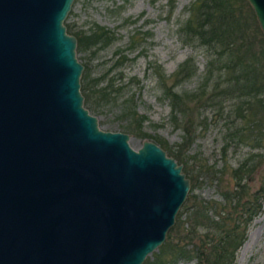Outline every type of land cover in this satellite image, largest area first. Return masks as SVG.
<instances>
[{"label":"water","instance_id":"water-1","mask_svg":"<svg viewBox=\"0 0 264 264\" xmlns=\"http://www.w3.org/2000/svg\"><path fill=\"white\" fill-rule=\"evenodd\" d=\"M264 34V0H247ZM75 0H0V264H144L191 182L84 107Z\"/></svg>","mask_w":264,"mask_h":264},{"label":"rangeland","instance_id":"rangeland-1","mask_svg":"<svg viewBox=\"0 0 264 264\" xmlns=\"http://www.w3.org/2000/svg\"><path fill=\"white\" fill-rule=\"evenodd\" d=\"M195 1L75 0L65 25L69 34L82 40L77 58L87 68L81 79L87 96L84 107L98 119L102 131L129 134L130 145L135 150L142 148L145 141L153 142L164 147L183 167L191 188L177 217L181 228L176 241L182 240L180 247L187 243L183 238L193 223V206L205 204L209 217H214L216 222L225 219L227 226L232 227L243 212L240 206L249 202L254 208L253 203L257 202L260 210L249 223L245 242L235 253L234 264H264V110L257 104L247 105V98L224 93L213 98L219 92L233 90L234 84L225 85L219 91L215 88L225 79L237 76L232 62L247 53L227 55L221 60L190 39L183 27ZM233 3L243 30L236 43L244 50L252 46L247 59L258 58L264 74V34L256 15L247 0H233ZM95 27L114 33L113 42L105 45L95 39L85 41ZM120 57L126 62L119 63ZM189 59L194 60L197 73L178 83L174 91L178 95H194L206 87L205 101L180 105L179 111L173 114L164 86L171 89L175 85L172 76ZM230 62L228 70L220 72ZM164 77L169 79L165 85ZM108 82H114V88L120 92L105 103L98 92ZM90 87L94 90L93 96L88 92ZM130 114L136 115L128 119ZM250 158L255 159L257 167L242 182L248 193L238 206V201L226 195L232 197L238 192L232 172ZM203 165L211 173H201ZM217 214L220 216H214ZM259 218L262 221L254 225ZM244 219L241 218L242 223ZM205 234L199 229V240L195 238L188 248L194 250L192 259L179 260L176 264H198L196 254L204 253L213 259L221 253L216 247L221 233L211 230L207 233L209 236ZM251 234L253 239L245 249ZM160 248L144 264H160Z\"/></svg>","mask_w":264,"mask_h":264},{"label":"trees","instance_id":"trees-1","mask_svg":"<svg viewBox=\"0 0 264 264\" xmlns=\"http://www.w3.org/2000/svg\"><path fill=\"white\" fill-rule=\"evenodd\" d=\"M189 11L190 18L185 23L183 32L188 35L190 39L198 42L199 47L205 49L206 51H212L211 55H216L217 58L220 57L221 60H224L227 55L235 56L240 52H242L243 54L247 53L242 56L237 55L238 57H236V61L232 62L237 76L231 79H225V82L218 83L215 88V90L219 91V89H222V87L225 85L231 87L234 84L233 90H230L231 92L229 90L219 92L217 95L215 94V97L213 98L222 97L223 93L227 94L228 96H236L240 99L247 98L249 99L247 101V105H250L252 107L253 104H257L260 109L264 110V74H262L261 70L262 64L258 58L247 59L248 54L252 52V50L250 49L252 48V46H249L247 50H244V48L241 49V47H239L236 43V41H238L237 37L242 34L243 30L239 18L235 13L233 0H197L190 6ZM74 36L78 40L79 49L81 47L82 40L79 36ZM114 38V33L110 32L109 30L95 27L94 30H92V32L89 34V36L85 38V41H91L95 39L96 42L103 41L106 43L105 45H107L113 42ZM122 58L121 60H119V63L123 64L124 62H126V60ZM226 64L228 65H226L225 68L220 69V72L225 73L230 67L229 64H231V62ZM86 69L87 68L84 65V72L86 71ZM196 73L197 68L194 64V60L189 59L184 64H182L178 72L172 76V78H174L175 85L172 86L171 89H167V87L164 86L166 88V98L172 102L171 105L173 107V114H176L179 111L178 109L180 105H184L185 103L197 104L205 101L204 99L206 97V87H202L194 95H178L174 91L178 83L191 78ZM111 80L112 79H110L109 81ZM168 80L169 79L164 77V85L168 82ZM113 83L108 82L107 85L101 88L98 92L104 99L105 103L111 102L113 100V98L111 97L117 95L120 92L119 90H116L114 88ZM82 91L85 99H87L83 84ZM88 92L92 93V96L94 95V90L92 87L88 88ZM181 112H183V114L186 113L184 111ZM244 112L245 111L242 110V113ZM135 115L136 114H130L128 116V119H133ZM162 148L165 149L164 147ZM254 162L255 159L250 158L238 169L232 172V177L236 181V189L238 192L244 173H252L256 169L257 165H255ZM200 171L201 173H211L210 170L204 165L201 166ZM262 191H264V186L262 188ZM238 192L236 193L238 194ZM236 193H234L233 195L235 196L232 197L229 196L230 194H227L226 196L234 202L238 201L239 206L241 200H236ZM256 200H258V198ZM199 204L200 205L193 206V223L191 224L192 226L189 230V233L185 238H183L185 239V241H187V243L180 247L182 245V240L178 239V241H176V235L180 232L181 228V224H178V222H176V225L170 230L169 234L167 235L166 242L160 248V264H176L179 260L192 259L193 255L191 253L194 252V250H189L188 248L192 245L193 240L198 237L197 232L199 229L202 232L206 233V236L208 235L207 233H210L211 230L215 231L216 233H221V239L217 242L216 245V247L221 249V253H218L217 257L213 259H211L210 256L204 253L196 254L197 258L199 259L198 264H234L235 253L245 242L247 233L246 230L249 226V223L258 214L260 205L256 202L257 206H255L254 210H247V206L250 203L240 206L243 212H241L242 214L238 219H235V223L237 224L235 226L229 227L226 224L227 220L224 219L216 222L214 217L208 216L209 209L206 207V205L203 203ZM214 216L220 215L217 214ZM242 217H245L243 223L241 221ZM197 239L199 240V237ZM212 241L215 242V239L213 238ZM227 254H229V257L226 256Z\"/></svg>","mask_w":264,"mask_h":264},{"label":"flooded vegetation","instance_id":"flooded-vegetation-1","mask_svg":"<svg viewBox=\"0 0 264 264\" xmlns=\"http://www.w3.org/2000/svg\"><path fill=\"white\" fill-rule=\"evenodd\" d=\"M255 163V162H254ZM249 164H252V163H249ZM248 164V165H249ZM255 171V170H254ZM253 171V172H254ZM253 172L252 173H250V172H246V173H244V175H243V179H242V182L243 181H245L246 180V177L247 176H251V174H253ZM242 182H241V184H240V189H239V192H238V194L236 193V200H242L243 199V196H247V193H248V189L246 188V186L245 185H243L242 184ZM256 196H257V194H255ZM235 196V195H234ZM239 203V202H238ZM240 203H241V201H240ZM247 204H249V202H245V203H243V205H247ZM253 207L255 208V206H257L256 205V203H253ZM252 205H251V203L247 206V210L248 209H250V210H254V208H252L251 207Z\"/></svg>","mask_w":264,"mask_h":264},{"label":"bare ground","instance_id":"bare-ground-1","mask_svg":"<svg viewBox=\"0 0 264 264\" xmlns=\"http://www.w3.org/2000/svg\"><path fill=\"white\" fill-rule=\"evenodd\" d=\"M262 221V219L261 218H259V219H257L255 222H254V225H256V224H258L259 222H261ZM253 239V235L251 234L250 235V239H249V241L246 243V245H245V249H247L248 247H249V245H250V241Z\"/></svg>","mask_w":264,"mask_h":264}]
</instances>
